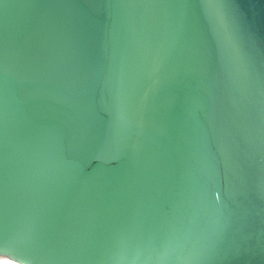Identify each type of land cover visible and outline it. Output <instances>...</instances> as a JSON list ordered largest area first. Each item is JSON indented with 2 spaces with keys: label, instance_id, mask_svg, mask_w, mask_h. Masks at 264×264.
Wrapping results in <instances>:
<instances>
[{
  "label": "water",
  "instance_id": "95a60500",
  "mask_svg": "<svg viewBox=\"0 0 264 264\" xmlns=\"http://www.w3.org/2000/svg\"><path fill=\"white\" fill-rule=\"evenodd\" d=\"M0 251L264 264V0H0Z\"/></svg>",
  "mask_w": 264,
  "mask_h": 264
},
{
  "label": "snow or ice",
  "instance_id": "6c2138e0",
  "mask_svg": "<svg viewBox=\"0 0 264 264\" xmlns=\"http://www.w3.org/2000/svg\"><path fill=\"white\" fill-rule=\"evenodd\" d=\"M0 264H27V261L17 254L0 251Z\"/></svg>",
  "mask_w": 264,
  "mask_h": 264
}]
</instances>
